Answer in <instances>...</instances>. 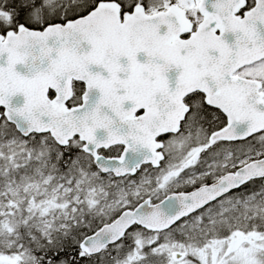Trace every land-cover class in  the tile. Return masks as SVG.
<instances>
[{
	"label": "snow or ice",
	"instance_id": "6c2138e0",
	"mask_svg": "<svg viewBox=\"0 0 264 264\" xmlns=\"http://www.w3.org/2000/svg\"><path fill=\"white\" fill-rule=\"evenodd\" d=\"M0 264H264V0H0Z\"/></svg>",
	"mask_w": 264,
	"mask_h": 264
}]
</instances>
